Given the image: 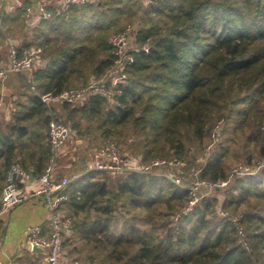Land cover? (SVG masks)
Returning a JSON list of instances; mask_svg holds the SVG:
<instances>
[{
    "label": "trees",
    "instance_id": "1",
    "mask_svg": "<svg viewBox=\"0 0 264 264\" xmlns=\"http://www.w3.org/2000/svg\"><path fill=\"white\" fill-rule=\"evenodd\" d=\"M25 5L15 11L21 28ZM52 11L16 47L21 55L42 46L44 63L32 71L22 108L0 125V186L13 164L33 175L44 170L55 113L38 93L106 75L116 59L109 37L123 18H138L134 60L112 99L62 102L75 133L120 142L132 136L128 145L142 161L176 157L207 180L228 177L234 139L245 163L264 158V0H97ZM190 187L152 173L81 169L59 209L71 218L67 254L81 263L264 264V165L224 186L223 207L238 216L248 249L237 225L215 212V195L182 210Z\"/></svg>",
    "mask_w": 264,
    "mask_h": 264
},
{
    "label": "built area",
    "instance_id": "2",
    "mask_svg": "<svg viewBox=\"0 0 264 264\" xmlns=\"http://www.w3.org/2000/svg\"><path fill=\"white\" fill-rule=\"evenodd\" d=\"M16 6H23V0H5ZM97 0H62L61 6L58 8V12H61L68 8L72 4H85L95 3ZM27 21L32 23L35 20L41 18H49L52 16L53 11L41 4L34 8L31 6H25ZM35 14V17L33 16ZM136 29L133 24H127L119 31L113 32L109 37V42L113 46L116 59L113 66L107 71L106 75L100 78H93L85 86L65 88L59 92H41L38 93L40 99L52 105L56 102H68L76 104L86 99L90 94H100L112 99L113 96L119 92L116 86L119 82L126 78V73L123 67L126 64L131 63L134 60V55L131 52L130 40ZM143 49H148L147 45L142 46ZM42 46H32L25 49L21 55L17 54L16 48L11 47L10 50V63L5 66L0 63V76L5 77L9 73H18L23 70H33L36 64H43L42 58ZM109 74V76H108ZM108 76V77H107ZM31 87L35 89V85L32 83ZM4 103V97L0 93V108ZM51 107V106H50ZM70 128L65 123L58 120L55 116L50 117L48 121V144L50 155L47 161V165L44 170L38 174L33 175L31 178V172L22 168L18 164H13L5 172V182L3 185V191L1 194L0 213L8 210L19 202L23 201L28 195L42 194L46 205L50 211L49 229L50 233L45 234L42 231L40 225H30L27 230L26 242L30 249L42 248L45 249V264H105L99 259H93L88 263H81L77 259L66 258L64 250V232H66L71 226V218L60 213L59 209L63 204V201L68 197L65 187L69 182L77 175L63 176L58 179L54 175V168L59 154L62 151L63 145L68 138ZM214 137V132L212 133ZM215 142L214 138L206 147L207 150ZM96 162L88 169H109L113 172L122 171H136L152 173L153 168H161V175L170 177L173 181L178 182L179 178L169 176L166 171V166L172 163L181 164L179 159H167L165 157H155L149 162L137 163L133 157H128L126 160L120 155V150L116 142L109 141L104 142L96 152ZM264 165V160L255 166V168H248L240 166L239 168H233L228 174L226 179L221 180H207L200 179L196 175L199 173V168L195 169L194 174L196 182L191 183V189L193 186L201 185L206 186L209 189L224 186L228 183L230 178L235 174L249 175L259 170ZM20 176L18 178L17 176ZM37 179L40 182V186L36 189L28 188L24 182L32 179ZM224 216L231 219L238 227L240 241L248 249L247 241L244 237V231L242 226L237 224L238 216L230 212H221ZM4 264H27L26 262H17L14 258L8 259Z\"/></svg>",
    "mask_w": 264,
    "mask_h": 264
},
{
    "label": "crops",
    "instance_id": "3",
    "mask_svg": "<svg viewBox=\"0 0 264 264\" xmlns=\"http://www.w3.org/2000/svg\"><path fill=\"white\" fill-rule=\"evenodd\" d=\"M61 2L62 0H23V3L26 4L25 6L34 8V12L36 7L41 4L51 10L58 11ZM15 11V4L5 0L0 2V63L5 66L10 63L11 47L16 48L22 40L31 36L33 26H36L40 21V19L35 20L29 24L25 11V27L21 28L18 26V20L15 19ZM33 16L35 17V14ZM38 66L40 65L36 64L33 70ZM33 70L9 73L5 77L0 76V93L4 97L11 95L10 98L6 99L5 97L4 107L0 108V125L2 127L5 122L10 121L12 112L17 111V109L12 107L13 101L16 99L17 104L26 102L27 92L25 90H27V83L32 81ZM67 152L68 148L63 152V157L67 155ZM63 157H61V162L59 160V164L57 159L54 168L55 176L56 174L59 175V172L63 170L62 166H65L64 168L68 167L62 162ZM1 184L0 205L3 180ZM24 184L28 188L34 189L40 186V182L35 178L24 182ZM49 219L50 211L42 194L28 195L23 201L0 213V264H4L10 258H14L17 262H26L27 264H45V249H30L26 242V236L28 227L36 224L41 226L43 233L49 234ZM64 250L66 258H70L65 247Z\"/></svg>",
    "mask_w": 264,
    "mask_h": 264
},
{
    "label": "rangeland",
    "instance_id": "4",
    "mask_svg": "<svg viewBox=\"0 0 264 264\" xmlns=\"http://www.w3.org/2000/svg\"><path fill=\"white\" fill-rule=\"evenodd\" d=\"M137 23H138L137 17L123 18L122 21H120V24L124 25V26L127 24H133V25L137 26ZM129 44H130L129 48L138 46L137 42L134 40V35L132 36ZM108 76H109V74H108ZM93 78H98V77H93ZM10 96L11 95H7L5 97L7 99V98H10ZM5 97H4V102L6 101ZM85 100L86 99H84L81 102H78L76 104H73V105H80L83 102H85ZM13 103H14L12 106L13 108H15L17 110L22 108L20 106L21 103L17 104L16 99L13 101ZM53 106L54 107H53L52 112L54 111L53 113H55V116H57L59 118L58 120L66 121V114H65V110L62 108V102H56L53 104ZM3 107H4V105L2 106V108ZM61 122H63V121H61ZM83 122L85 123V121H83ZM66 123H67L66 125H68L70 127L68 121H66ZM131 140H133L132 136H129L128 138L124 139L122 142H120V140L117 138H105L104 139V138H100L97 132L93 133L92 135H85L84 137H81L78 133H75V131L73 129H71V127H70V133L68 135V138L66 139V142L63 145L62 151L58 156V164H59V160L61 162V157H63V155H64L63 152H65L66 149L68 148L67 155H65L62 159V162L65 163L68 167L64 168L65 166H62L63 170L59 172V175L61 174V175H65V176H71V175L73 176V175L78 174L81 171V169H88L90 166H92L96 162L95 155H96V152L99 149V147L104 142H109V141H113V142L117 143L119 150H120V155L124 158V160H126L128 157H133L137 163L144 162L139 157L141 155V153L140 154L135 153L130 149L128 142ZM235 141L236 140L234 139V141L230 142L231 147H232L231 152L229 153L228 156L225 157V160H226L225 162L228 166V172L229 173L231 172V170L233 168H239L240 166H242V167L248 166V168H255L256 165H258L259 163H261L264 160V158H258V159H254L253 163H245L244 161L241 160V157L238 156L240 151L236 149L237 145L235 144ZM251 147H252V144H251ZM234 156H237V157H234ZM165 158L170 159V160H172V159L174 160L176 157L165 156ZM195 169H198V167L193 165V166H190L189 168H187L185 162L181 160V164L172 163L170 165H167L165 172L167 174H169V176H171V177L179 178L178 182L174 181L178 185H180V186H191L192 185L191 183L195 184V182H196L195 179H198L197 177L199 176V173H198L196 175L197 177H195V174H194ZM239 169H243V168H239ZM153 172H155L157 175H161L160 172H162V171H161V168H153ZM235 175H241V174H235ZM235 175H233V176H235ZM227 184H225L224 186H226ZM224 186L213 188V189H209L208 187L201 186V185L193 186L191 189V193H190V196L192 197V199L188 204H186L182 208V210L184 212L189 211L190 208L196 202H198L202 197L215 195L216 196V202H215L214 210L218 215L224 216L221 213L222 211L223 212L228 211L230 213L231 212L235 213L234 211L223 207V201L225 199V194H226ZM242 208H246V206L244 204L241 205L239 207V212H240V209H242ZM239 212L237 211V213H239ZM175 217H177V216H175ZM97 259H98V257H97Z\"/></svg>",
    "mask_w": 264,
    "mask_h": 264
},
{
    "label": "water",
    "instance_id": "5",
    "mask_svg": "<svg viewBox=\"0 0 264 264\" xmlns=\"http://www.w3.org/2000/svg\"><path fill=\"white\" fill-rule=\"evenodd\" d=\"M0 2H3V0H0ZM17 177L20 178L19 175H18ZM30 177H31V178L33 177V174H32V173H31Z\"/></svg>",
    "mask_w": 264,
    "mask_h": 264
}]
</instances>
